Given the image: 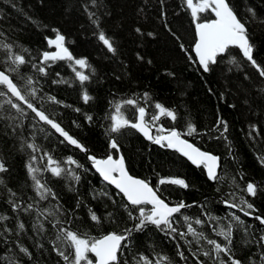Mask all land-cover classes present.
<instances>
[{
    "label": "snow or ice",
    "instance_id": "1",
    "mask_svg": "<svg viewBox=\"0 0 264 264\" xmlns=\"http://www.w3.org/2000/svg\"><path fill=\"white\" fill-rule=\"evenodd\" d=\"M39 2L43 6L46 0ZM0 3L6 5L0 7V202L6 206L0 212V264H264V180L247 179L242 166L234 167L238 153L223 116L199 126L187 108L165 105L147 90L123 96L110 91L105 112L93 110L99 103L94 85L132 75L122 58L119 25L109 26L117 7L131 4L136 36L159 42L163 31L202 77H221L223 91L208 86V93L218 99L239 96L248 113L242 131L250 144L264 148V3L64 0L65 15L82 18L81 29L87 27L102 42L113 65L110 76L88 56L74 54L59 27L50 28L55 35L45 36L44 49L24 46L19 38L35 25L34 16L17 0ZM7 9L16 13V24ZM185 16L193 26L190 42L178 26ZM153 17L160 25L146 28L144 22ZM134 59L153 63L140 51ZM62 67L68 74H62ZM165 76L176 79L177 73L166 71ZM233 81L238 82L235 92ZM61 86L75 91L79 103L54 91ZM84 122L103 128V155L72 130ZM133 137L200 169L215 195L189 203L179 195L191 190L188 179L156 172L154 184L133 174L138 153L134 145L125 147ZM214 142L227 144L223 157L204 146ZM68 150L82 153L83 161ZM21 155L23 181L15 177L12 164ZM257 160L264 166V153ZM149 167L155 171L152 161ZM157 237L171 243L172 253Z\"/></svg>",
    "mask_w": 264,
    "mask_h": 264
},
{
    "label": "trees",
    "instance_id": "2",
    "mask_svg": "<svg viewBox=\"0 0 264 264\" xmlns=\"http://www.w3.org/2000/svg\"><path fill=\"white\" fill-rule=\"evenodd\" d=\"M18 4L26 6L35 18V25L29 26L28 30L19 38L24 46L31 48L44 49L46 47L45 36L54 37V33L50 31L51 27H59L63 33L68 37L69 44L74 51V54L88 56L91 63L97 67L101 73H109L111 75V68L113 67L110 60L107 58L106 50L102 46L97 36L93 35L92 31L87 27L81 29L80 25L84 21L78 16H67L64 13V0H46L45 4L41 6L39 0H17ZM155 2V0H153ZM181 3L182 0H176ZM238 7L248 5L249 3L259 6L264 3V0H235ZM114 3L124 5L125 0H114ZM172 3V0H169ZM0 7H6L0 3ZM175 8V5H173ZM12 16V23L16 24L18 17L16 13L7 9ZM173 9H169L171 12ZM179 11V9H175ZM123 11L124 15L121 17L120 13ZM117 17L110 23V27L119 25L118 31L120 34V44L122 45L123 59L126 63L131 65V77H125L123 82L108 79L102 81L99 85H94L97 91L94 93L99 97V103L93 105V110L102 115L106 109L108 99H112L109 95L110 91H116L120 96L126 93L130 94L132 91L143 92L145 90L152 93L154 99L163 102L165 105L175 107L180 105L181 111L184 108L189 110V116L199 126H210L216 119L217 115L223 116L230 124V140L232 147L238 153L237 163L234 167L237 170L241 169L246 174L247 179H255L257 182L264 180V166H261L257 160V155L264 153V148L260 143L255 146L250 144L249 138L245 135L242 129L247 128L248 113L241 104V99L237 96L235 99L227 97L226 99H218L214 95L208 93V86H211L215 91H223L224 81L219 76L202 77L195 68L185 59V54L179 51L175 44L172 43L160 32L159 42L143 40L138 38L133 29L137 23L133 17L132 7L129 4L123 9L116 8ZM169 20L173 17L169 15ZM154 21V23H153ZM161 21L153 17L152 21H145L146 28L151 29L154 26H159ZM182 25L181 31L185 32L186 41L190 42L192 39L193 26L190 25L188 17H184L179 21ZM72 41H75L73 44ZM186 42V46L188 43ZM140 51L146 59H152L153 63L147 65L146 63L135 62V54ZM62 74H68V69L62 67ZM166 71H174L177 73V78L172 79L165 76ZM207 81V84L205 83ZM237 81H233L232 88L236 91ZM242 87V86H241ZM54 91L66 99L69 103H79L77 93L66 87L54 88ZM227 101V102H226ZM229 103L237 104V108L229 107ZM87 110V106H85ZM65 124L69 123V118L66 116ZM100 123H103L101 121ZM165 126L168 122L164 121ZM95 153L103 155L106 148V137L103 135V128L99 124L92 127L87 126L86 122L82 124L81 129H72ZM135 146L134 155L135 163L131 169L132 173L140 177H148L155 184L160 176H182L188 179L192 188L188 192H179V195L186 199L189 203L192 201H202L206 196H214V187L207 182L200 169L192 166L190 162L178 158L173 153L167 154L161 152L156 146L149 145L143 138L133 137L125 147L131 148ZM205 147H211L216 154L222 157L226 153L227 144L212 143L205 144ZM149 148L152 151H149ZM68 154H75L83 161L82 153H72L68 150ZM58 155L63 157L65 153L58 150ZM149 161L153 162L155 171L149 167ZM24 163L25 158L21 155L12 161L15 177L20 181L24 178ZM159 164V167H156ZM92 183L97 184L95 177H90ZM173 191L172 188L168 189ZM173 199H175V192L173 191ZM218 199V197H216ZM68 204H72L71 194L65 196ZM264 210V206H262ZM6 211V206L0 202V212ZM102 211V209H101ZM219 215L224 214V209L216 208ZM249 223H252L249 220ZM161 247L168 253H172L173 249L171 243L166 239L161 240L157 237Z\"/></svg>",
    "mask_w": 264,
    "mask_h": 264
},
{
    "label": "bare ground",
    "instance_id": "3",
    "mask_svg": "<svg viewBox=\"0 0 264 264\" xmlns=\"http://www.w3.org/2000/svg\"><path fill=\"white\" fill-rule=\"evenodd\" d=\"M213 151V150H212Z\"/></svg>",
    "mask_w": 264,
    "mask_h": 264
}]
</instances>
